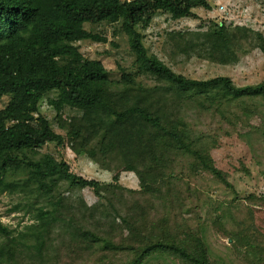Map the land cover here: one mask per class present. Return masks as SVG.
Wrapping results in <instances>:
<instances>
[{
	"label": "trees",
	"instance_id": "16d2710c",
	"mask_svg": "<svg viewBox=\"0 0 264 264\" xmlns=\"http://www.w3.org/2000/svg\"><path fill=\"white\" fill-rule=\"evenodd\" d=\"M209 6L207 0H0V100L7 98L0 108V191L24 193L32 197V204L42 198L45 202L31 206L33 221L21 231L14 233L0 221V264H21L25 254L37 264H47L56 224L65 251L70 245L67 253L80 259L99 248L133 252L123 264H143L158 254L181 264H213L201 236L172 234L170 222L164 220L156 237L147 232L146 224L140 227L146 220L140 210L137 218L122 216L115 228L120 233L127 230L130 246L113 243L78 222L70 224L60 212L57 193L64 183L68 188L90 187L98 197L101 191L121 195L118 174L126 170L137 175L140 192L154 195L178 156L190 158L191 169L199 167L226 183L207 149L191 134L185 110L196 106L224 114L248 101L264 102V82L238 86L228 76L195 79L176 73L148 53L140 32L156 13L179 19L194 16V8ZM99 26H111L127 38L133 61L129 67L118 65V79L75 45L80 40L105 42ZM168 39L173 52L219 63L235 61L243 47L264 53L261 33L219 23L205 30L170 32ZM144 75L153 78L151 86L142 83ZM50 94L47 103L58 118V131L39 112L40 101ZM65 107L81 115L61 120ZM65 141L75 153L85 151L110 165L115 162L116 191L110 184L103 187L73 173L64 159L40 151L47 143L64 146ZM89 209L94 217L101 211L96 206Z\"/></svg>",
	"mask_w": 264,
	"mask_h": 264
},
{
	"label": "rangeland",
	"instance_id": "374dc122",
	"mask_svg": "<svg viewBox=\"0 0 264 264\" xmlns=\"http://www.w3.org/2000/svg\"><path fill=\"white\" fill-rule=\"evenodd\" d=\"M207 1L210 6L194 8L192 17L172 19L166 13L154 14L149 24L140 28L148 53L155 55L174 72L187 77L206 79L228 76L238 86L264 82V53L261 49L243 47L231 63L198 58L193 53L185 56L173 52L175 49L168 39L170 32L205 30L213 23L245 27L261 33L264 38V0ZM97 29L104 33L105 42L80 40L75 45L85 58L99 60L110 77L118 79V65L129 67L133 61L127 38L111 26H99ZM140 79L147 86L154 82L148 75ZM50 96L40 101L39 112L58 131V118L47 103ZM6 101V97L0 100V108ZM80 115V110L65 107L60 119L69 122ZM185 115L191 134L207 149L214 166L224 174L226 183L199 167L191 169V159L178 156L175 157V168L168 176L165 175L160 185L162 188L154 195L140 192L139 179L134 171L119 172L117 183L123 189L121 195L101 191L98 197L90 187L68 188L62 183L57 189L61 197L60 212L64 219L69 218L70 224L78 222L97 234H104L113 243L130 246L127 230L120 233L115 228L121 224L122 216L137 218L140 210L146 214V220L140 227L146 224L147 232L154 233L156 237L164 220L170 222L168 229L172 234L201 236L213 264H264V102L248 101L224 114L210 110L203 112L195 106L187 108ZM40 151L50 153L57 160L64 159L70 171L79 176L96 180L103 187L113 185L112 175L117 167L113 161L110 165L85 151L75 153L68 141L64 146L47 143ZM116 187L112 186L115 191ZM57 193L56 197L59 196ZM32 201V197L24 193L0 191V221L14 233L23 230L33 221L34 209L31 206L45 203L43 198L37 204H32ZM90 206L99 207L101 211L98 209L94 217ZM132 207L137 209L131 210ZM103 216L108 220H104ZM96 217L99 219H94ZM62 239L56 224L49 237V244L52 242L54 246L46 252L47 264L92 261L123 264L133 257V252L124 249L113 252L95 248L91 256L80 259L69 254L70 245L67 246L69 253L65 251ZM80 253L86 256L88 252ZM25 255L21 256V264H37L35 259ZM143 264L181 262L158 254L146 259Z\"/></svg>",
	"mask_w": 264,
	"mask_h": 264
}]
</instances>
